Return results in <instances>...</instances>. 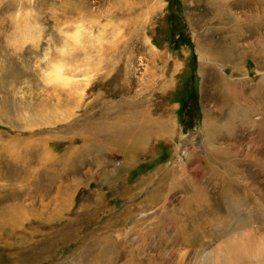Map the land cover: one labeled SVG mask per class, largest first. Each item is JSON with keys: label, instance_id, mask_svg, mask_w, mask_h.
I'll return each instance as SVG.
<instances>
[{"label": "rangeland", "instance_id": "374dc122", "mask_svg": "<svg viewBox=\"0 0 264 264\" xmlns=\"http://www.w3.org/2000/svg\"><path fill=\"white\" fill-rule=\"evenodd\" d=\"M0 264H264V0H0Z\"/></svg>", "mask_w": 264, "mask_h": 264}, {"label": "bare ground", "instance_id": "6f19581e", "mask_svg": "<svg viewBox=\"0 0 264 264\" xmlns=\"http://www.w3.org/2000/svg\"><path fill=\"white\" fill-rule=\"evenodd\" d=\"M57 72H58L57 74H60V75H61V72H60V70H57ZM58 78H59V77H58Z\"/></svg>", "mask_w": 264, "mask_h": 264}]
</instances>
